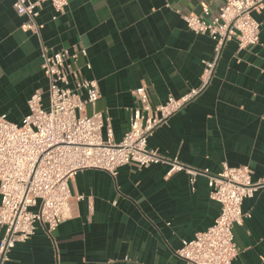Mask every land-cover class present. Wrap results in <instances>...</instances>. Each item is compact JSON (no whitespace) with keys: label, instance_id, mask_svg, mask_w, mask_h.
I'll list each match as a JSON object with an SVG mask.
<instances>
[{"label":"crops","instance_id":"1","mask_svg":"<svg viewBox=\"0 0 264 264\" xmlns=\"http://www.w3.org/2000/svg\"><path fill=\"white\" fill-rule=\"evenodd\" d=\"M14 2L0 0V115L20 124L37 91L46 104L42 51H66L67 68L98 85L99 98L85 114L101 112L118 143L137 107L136 88L145 87L155 107L201 87L215 43L181 16L199 15L206 4L212 20L223 0H67L61 15L43 3L36 32L23 29L27 19ZM256 19L258 44H224L209 84L152 132L148 148L210 174L223 164L244 165L253 181L264 178V12ZM168 170L159 164L124 166L115 176L78 172L68 183L65 220L52 232L38 225L7 264H185L177 256L182 241L211 227L219 205L209 198L206 176L191 184L186 173ZM242 211L250 218L233 229L238 252L231 264H264V190L244 200Z\"/></svg>","mask_w":264,"mask_h":264},{"label":"built area","instance_id":"2","mask_svg":"<svg viewBox=\"0 0 264 264\" xmlns=\"http://www.w3.org/2000/svg\"><path fill=\"white\" fill-rule=\"evenodd\" d=\"M43 3L59 15L68 5L67 0H15L16 14L27 19L24 30H38L35 19ZM201 9L199 15L181 16L190 31L207 35L215 43L214 58L204 62L201 87L177 99L168 96L155 107L150 105L146 88H136L137 107L118 143L113 141L109 120L101 112L85 114L86 107H94L99 98L96 81L71 72L65 64L70 57L66 51H42L46 104L42 92L37 91L29 97V112L20 124L0 115V264L8 263L11 250L29 240L38 225L52 232L65 220L71 197L68 183L78 172L100 170L115 176L124 166L141 169L159 164L168 166V176L186 173L191 184L198 176H206L209 198L219 205L214 224L182 241L177 256L185 264H231L235 259L238 250L233 229L250 218L242 211V203L264 190V178L253 181L252 170L244 165L223 164L219 173L210 174L147 147L152 132L209 84L224 44L235 42L239 50H245L259 42L261 25L256 16L264 12V0H223L212 20L206 19L208 6Z\"/></svg>","mask_w":264,"mask_h":264}]
</instances>
